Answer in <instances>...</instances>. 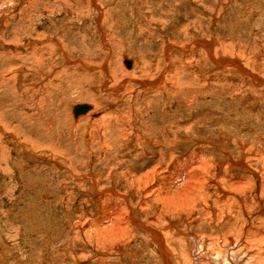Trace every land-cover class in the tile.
Listing matches in <instances>:
<instances>
[{
	"label": "rangeland",
	"instance_id": "rangeland-1",
	"mask_svg": "<svg viewBox=\"0 0 264 264\" xmlns=\"http://www.w3.org/2000/svg\"><path fill=\"white\" fill-rule=\"evenodd\" d=\"M0 38V264H156L92 232L162 170L200 197L165 230L264 250V0H0Z\"/></svg>",
	"mask_w": 264,
	"mask_h": 264
},
{
	"label": "bare ground",
	"instance_id": "bare-ground-1",
	"mask_svg": "<svg viewBox=\"0 0 264 264\" xmlns=\"http://www.w3.org/2000/svg\"><path fill=\"white\" fill-rule=\"evenodd\" d=\"M4 84L2 86H4ZM75 107L76 106H74V109ZM73 116H75V114ZM102 120L104 121V119ZM101 121H99V123ZM101 131L102 129L100 127L98 129V132L102 133ZM163 173V170L160 171L157 177L161 176ZM157 177L154 176L149 180H140L141 182H138L140 184H136L135 180H125L124 182H126V185H129L130 189L133 191L136 186H138L140 190L144 189V191H146L145 199H150L154 194L156 195L157 192V196H155V201L157 203L156 206H160L161 208L160 213H155L154 219H148V222H142L133 217V215H136V211L132 207H130V209L132 210L130 214L127 213V209L124 210V206L120 203L118 205L120 208H110L105 214V218L97 222L99 224L102 223L107 225L109 229H97L93 230L92 232V237L94 236V241H97L96 245H98L99 249L109 250L110 247H118L119 251L121 252L125 246L124 244H129V241H131L130 239H133L135 237L132 235V231H134V227H137L138 229L142 230V232L146 233L147 237H151V240H147L148 242L151 241L153 244V251L151 253L152 255L150 254L149 256L155 257V255H157L158 253V259L156 264H264V250L260 251L263 246H261L260 244H252V241H248V238L236 239L225 237L223 239H212L207 236L195 234L193 236H190L189 233L181 232L178 228H175V230H173L172 232L169 230H165V227H163L164 225H162L161 223L162 218L165 216V214L169 215V217L171 218V222L179 221L180 218L184 216L182 211L185 212L189 210L188 207L192 204L196 205L197 202L200 201V197L197 195H191L194 186L190 185V176H186L187 178L184 179V181L182 182L184 183L181 185L183 187L182 191H174V194L172 193L173 191H171L173 190L172 187H170L169 185L168 187L162 186L159 190L150 189L152 188L153 181L155 180L154 178ZM92 181L93 189H95L97 187V184L94 182L96 181V179L93 178ZM175 184H177V181L175 182ZM218 187L220 188L221 186L218 185ZM220 192L222 193L224 191L220 189ZM93 193H98V191L93 190ZM114 193L116 194L117 192L113 191V194ZM171 194H173V196H170ZM193 206L194 205H192L190 209H192ZM149 207L150 206L147 203H143L142 205V208L146 211ZM171 210L174 211L172 212ZM180 210L181 212H179ZM131 236L133 237L131 238ZM177 236L181 237L178 238ZM182 236L189 240L191 249L189 248L187 250L186 247V249L182 248L184 243L183 241L182 244H180L179 242L181 238H184ZM120 244H123V246H121ZM185 245H188V243H186ZM132 249L130 254V256L132 257L131 259H133V257L135 256L134 250ZM140 253L142 254V252Z\"/></svg>",
	"mask_w": 264,
	"mask_h": 264
},
{
	"label": "water",
	"instance_id": "water-1",
	"mask_svg": "<svg viewBox=\"0 0 264 264\" xmlns=\"http://www.w3.org/2000/svg\"><path fill=\"white\" fill-rule=\"evenodd\" d=\"M125 64L128 68L131 67V61L126 60ZM91 110V106L88 104H81V105H77L74 109V114L76 117L81 116V115H85L87 114L89 111Z\"/></svg>",
	"mask_w": 264,
	"mask_h": 264
}]
</instances>
